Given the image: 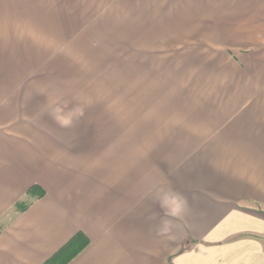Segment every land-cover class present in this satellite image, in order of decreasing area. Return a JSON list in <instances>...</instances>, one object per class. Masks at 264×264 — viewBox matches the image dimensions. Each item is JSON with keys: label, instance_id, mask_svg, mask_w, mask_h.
<instances>
[{"label": "crops", "instance_id": "1", "mask_svg": "<svg viewBox=\"0 0 264 264\" xmlns=\"http://www.w3.org/2000/svg\"><path fill=\"white\" fill-rule=\"evenodd\" d=\"M115 33L155 130L38 125ZM76 236L67 264H264V0H0V264Z\"/></svg>", "mask_w": 264, "mask_h": 264}, {"label": "rangeland", "instance_id": "2", "mask_svg": "<svg viewBox=\"0 0 264 264\" xmlns=\"http://www.w3.org/2000/svg\"><path fill=\"white\" fill-rule=\"evenodd\" d=\"M115 35L120 38L98 40L92 45L94 49L87 48L89 44L85 43L84 54L63 56L67 58L64 73L68 84L65 92H61L60 99L64 98L55 100L52 108L47 109L51 117L38 120V125L45 121V130H85L86 144L123 141L125 130H141L144 120V130H155V118L148 111L150 104L140 103L136 76L139 71L124 68V39L121 33ZM91 51L96 53H87ZM166 114L164 110L161 115ZM57 116L70 117L71 124L62 126ZM161 120L163 117L157 119L160 123ZM165 126H160L161 130Z\"/></svg>", "mask_w": 264, "mask_h": 264}, {"label": "trees", "instance_id": "3", "mask_svg": "<svg viewBox=\"0 0 264 264\" xmlns=\"http://www.w3.org/2000/svg\"><path fill=\"white\" fill-rule=\"evenodd\" d=\"M82 244V245H81ZM86 242L81 239V236H76L62 251L47 264H67L83 247Z\"/></svg>", "mask_w": 264, "mask_h": 264}, {"label": "clouds", "instance_id": "4", "mask_svg": "<svg viewBox=\"0 0 264 264\" xmlns=\"http://www.w3.org/2000/svg\"><path fill=\"white\" fill-rule=\"evenodd\" d=\"M56 119L58 120V122L61 123L62 126H69L71 124V118L70 117H60V116H57ZM179 197L174 195L173 196V200L175 201H179ZM180 211V205L179 203H177V206L172 209V214H176Z\"/></svg>", "mask_w": 264, "mask_h": 264}]
</instances>
